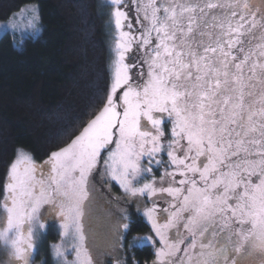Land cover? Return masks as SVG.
Segmentation results:
<instances>
[{
    "label": "snow or ice",
    "instance_id": "snow-or-ice-1",
    "mask_svg": "<svg viewBox=\"0 0 264 264\" xmlns=\"http://www.w3.org/2000/svg\"><path fill=\"white\" fill-rule=\"evenodd\" d=\"M103 7L113 9L118 33L106 103L51 153L46 176L37 179L38 166L17 150L0 192V244L10 264H34L33 225L44 227L45 204L61 217L64 235L74 231L83 242L87 178L100 165L126 193L173 209H161L163 223L157 200L143 211L158 241L132 236L134 221L125 217L120 238L129 250L159 242L153 264H264V0H107ZM31 11L37 19L39 5ZM134 43L143 51L129 64ZM73 247L76 261L55 246L58 264H92Z\"/></svg>",
    "mask_w": 264,
    "mask_h": 264
},
{
    "label": "trees",
    "instance_id": "trees-1",
    "mask_svg": "<svg viewBox=\"0 0 264 264\" xmlns=\"http://www.w3.org/2000/svg\"><path fill=\"white\" fill-rule=\"evenodd\" d=\"M27 3L39 5L40 36H27L20 48L10 33L0 39V192L18 149L48 160L98 114L111 84L109 29L100 0H0V21ZM130 219L132 236L152 235L142 216L134 211ZM51 229L42 243L48 264L50 245L62 237ZM124 245L126 264L156 260L155 245L131 250Z\"/></svg>",
    "mask_w": 264,
    "mask_h": 264
},
{
    "label": "rangeland",
    "instance_id": "rangeland-1",
    "mask_svg": "<svg viewBox=\"0 0 264 264\" xmlns=\"http://www.w3.org/2000/svg\"><path fill=\"white\" fill-rule=\"evenodd\" d=\"M107 0H100V8L103 10L104 19L106 21L105 25L109 29L108 41L109 43V72L111 76V83L114 73V61L116 59L115 51V41L117 38V30L115 29L114 21L109 19L111 15L110 7H103ZM38 4V3H37ZM36 3H27L19 11L15 12L14 15L5 20L0 21V39L5 35V33H10L14 36L15 47H21L22 41L27 38V36L39 37L43 27L41 24V16L38 13V18L32 19V9L37 5ZM130 53L131 57L134 55H139L143 51H137V47L132 46V51ZM128 57V54H127ZM126 62V61H125ZM131 64L130 62H126ZM137 68L133 67L130 69V75H132V83H137L136 78ZM111 85V84H110ZM122 92V90H121ZM120 92H118V95ZM142 124L147 127H150L142 120ZM165 130V139H167L169 129L171 125L167 122L164 124ZM69 142V141H68ZM72 142V141H71ZM70 142V143H71ZM68 143V144H70ZM67 146V145H66ZM65 146V147H66ZM62 149V148H61ZM28 155L31 156L33 162L38 166L37 169V179L40 178V172L43 171L46 176L50 170V166L44 162L37 161L32 157L31 153L27 150L21 148ZM60 149H57L59 151ZM162 159L166 162V155L161 154ZM159 158V157H158ZM47 161V160H46ZM142 163H146V158ZM163 168L160 169V172H157V179H159L160 173L163 172ZM171 170V169H169ZM153 171L156 172V168H153ZM181 177L177 176V180ZM87 187H88V198L83 202V216L81 218V224L83 226L84 240L81 243L78 239L75 238L74 231H70L67 236L64 235V229L62 227L63 221L61 217L54 211L51 210V206L48 204L43 205L39 211V220L44 224L43 228H38L35 224L34 227V242L39 254L41 257L35 259L34 264H43L45 256L43 253L42 243L46 239L47 231L51 229L52 232L60 231L62 237L58 240L57 243H52L50 245L49 255L51 256V264H58L57 257L55 256V246L63 245V249L66 250V258L68 261H76V248H80L82 253L86 254L87 257L91 258L92 264H126L123 259V249L121 245L125 244V241L120 238L121 234L124 233V229L120 227L121 221L127 217L130 221L131 211H135L138 215L142 216L144 220L151 227V222L143 215V211L146 208L152 207V200H157V197L149 199L147 196H136L133 197L130 194L126 193L123 187L120 186L119 182L113 180L111 176L104 170L103 165L98 166L97 169L93 170L87 178ZM137 186H140L139 184ZM168 200H171V197H168ZM158 202V215L157 220L160 223L165 221L167 213L161 211V209L169 208V205L164 200H157ZM132 207V208H131ZM140 209L137 212V209ZM173 209L169 208V211ZM2 214H0V220H2ZM175 229H169V238H173L175 234ZM181 233L187 236V233L183 228L180 229ZM56 233V232H55ZM144 237V236H143ZM152 240L158 241V238L155 236L152 229V235L150 236ZM191 243V240H186L185 245H182V248L187 244ZM162 247V245L157 242L155 244L156 250ZM81 259H84L82 255ZM0 264H10V257L8 250L4 249L2 244H0Z\"/></svg>",
    "mask_w": 264,
    "mask_h": 264
},
{
    "label": "flooded vegetation",
    "instance_id": "flooded-vegetation-1",
    "mask_svg": "<svg viewBox=\"0 0 264 264\" xmlns=\"http://www.w3.org/2000/svg\"><path fill=\"white\" fill-rule=\"evenodd\" d=\"M122 8H123V6H122ZM128 8L131 9V8H132V4H128ZM110 10H111V14H112L113 9H112L111 7H110ZM128 14H129L130 17L133 16V13H132L131 11H129ZM109 19H111L112 21H114L112 15L109 16ZM132 25H133L132 32H133V34H135V35L138 37V36H139V33H138L137 29H139V27H140V23L137 22L135 19H133V20H132ZM114 26H115V25H114ZM115 29H116V28H115ZM123 30H124V31H128L127 28H124ZM133 46H134V47H137V45H136L135 43L133 44ZM131 52L134 53L135 50L133 49V51H131ZM131 52L128 53V57H126V62H130V63L132 64V63L134 62L133 57L135 56V57L138 58L139 55H140V53H139V55H134L133 57H131V55H130ZM136 62H138V61H136ZM141 67H144V66L141 65ZM131 208H132V207H131ZM131 212H133V211H131ZM150 229H151V228H150ZM108 264H110V263L108 262Z\"/></svg>",
    "mask_w": 264,
    "mask_h": 264
}]
</instances>
